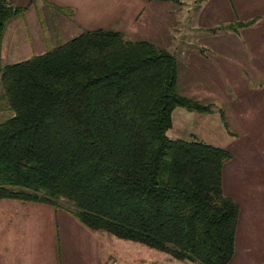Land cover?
Segmentation results:
<instances>
[{
  "label": "trees",
  "instance_id": "obj_1",
  "mask_svg": "<svg viewBox=\"0 0 264 264\" xmlns=\"http://www.w3.org/2000/svg\"><path fill=\"white\" fill-rule=\"evenodd\" d=\"M25 10L0 0V83L13 111L0 122V199L67 201L95 232L191 264H229L241 212L223 190L232 154L169 137L176 107L213 112L181 93L176 55L98 28L2 66L7 25Z\"/></svg>",
  "mask_w": 264,
  "mask_h": 264
},
{
  "label": "rangeland",
  "instance_id": "obj_2",
  "mask_svg": "<svg viewBox=\"0 0 264 264\" xmlns=\"http://www.w3.org/2000/svg\"><path fill=\"white\" fill-rule=\"evenodd\" d=\"M247 1H244L246 6H254L259 0ZM170 3L168 11L170 12L171 31L169 35L166 34L161 24L151 26L149 21H147V24L145 21L143 23L149 26L147 32L153 28V33L149 36L153 38L151 41L162 48L170 50L179 61L182 59L183 54L185 55L188 52L190 57L195 47L200 48L201 37L199 35L211 37L213 34L218 36L225 34L223 22L217 23L219 26L216 28L212 29L210 27L213 23L211 17L214 18L212 15L215 9L218 14L225 10L215 1L171 0ZM50 9L53 10V8ZM50 9L47 5L43 6L38 3L36 13L40 19L41 30L57 40H54L57 46L63 43L62 25L59 20L51 15ZM68 12H72V10L69 8ZM257 19L260 18L251 17L247 21L254 20L255 23ZM90 22H92L90 29L99 28L95 25L97 18ZM207 24H210V26ZM258 24L263 31L264 18L260 19ZM250 26L253 27V24ZM254 29L255 31L245 34L251 36L263 33L260 32L261 30L258 31L256 26H254ZM173 33L174 36H172ZM59 34L61 35L60 38ZM162 34L165 35L162 36ZM186 34L189 36L188 44L187 42L183 43L182 40ZM240 34L244 35L243 31ZM240 34L237 35L239 40L243 39ZM127 36L133 39L130 35L127 34ZM64 41L66 42V40ZM238 43L239 45H247L246 41ZM187 48L191 50L188 49L187 51ZM206 56L214 57L210 53H207ZM9 60L13 59H9L7 54L4 53L1 65H5ZM255 62L254 65L251 64L248 68L242 66V60L235 59L233 56L232 63L234 67L232 70H230L231 67H227L226 70L222 67L212 68L202 65L198 76L195 77L194 74L189 78L190 84L188 86L185 81V72H180L179 88L181 93L194 99H200L204 103H209L211 99L208 95L205 98L202 97V94L207 93L208 88L211 86H215V82H208V78L211 79L213 71L227 72V75L233 79V83H229V89L225 92L226 97L224 96L221 100L216 101V104H212V113H200L190 111L185 107H176L173 111V126L167 132L172 139L202 140L226 148L232 154L223 170V190L225 195L231 196L241 204V215L237 230L236 252L229 264H261V258L264 257V83H260L263 78H260L258 59ZM218 75L215 76V79H224V74L219 73ZM203 82H205V86ZM225 90L226 87L222 83L220 91L224 93ZM4 99L0 83V122L13 114L12 109L7 106ZM222 111L228 121V127H225L223 123ZM62 205L64 207L61 208L65 210H67L66 207L71 206L67 201H63ZM244 207L245 210L248 207V211H245ZM248 214H250V220L246 230L243 231V217ZM89 230L93 231L90 228ZM99 236L101 239L106 240V247L101 248L99 252L97 243L93 242L91 238L84 255L78 251V239L67 238L68 249L64 250L66 263L84 264L85 258L88 257L90 264H181L182 262L173 259L165 252L150 248L139 242L120 239L106 232H100ZM247 237L253 251L245 255L242 238L246 239ZM252 253H255L253 257H251ZM184 264L191 263L185 262Z\"/></svg>",
  "mask_w": 264,
  "mask_h": 264
},
{
  "label": "crops",
  "instance_id": "obj_3",
  "mask_svg": "<svg viewBox=\"0 0 264 264\" xmlns=\"http://www.w3.org/2000/svg\"><path fill=\"white\" fill-rule=\"evenodd\" d=\"M213 1L225 10L218 14L215 9L212 15L214 18L211 17L213 23L211 26L207 25L213 29L219 26L217 23L223 22L225 34L221 36L213 34L211 37L199 35L201 37L200 48L195 47L190 57L187 52L183 54L180 61L178 60V85H180V72H185V81L188 86L189 78L194 74L195 77L198 76L202 65L212 68L222 67L226 70L227 67H231L230 70H232L233 56L235 59L242 60V66L248 68L258 59L260 78H263L260 83H264V30L262 31L258 24L259 20L264 18V0H262L263 3L259 0L254 6H246L244 1L248 2L247 0ZM11 2L14 6L25 7L26 10L15 16L5 30L1 57L5 53L9 59H13L6 64L44 54L47 49L56 46L55 41L57 40L41 30L40 19L36 13L38 3L43 6L47 5L49 9L53 8L50 12L62 25L63 39H61L63 42L79 35L84 30H92L90 21L94 18H97V23L93 22L96 23V27L123 31L133 39L149 41L153 39L149 37L153 33V28L147 32L149 26L144 25L143 21L146 24L149 21L151 26L161 24L167 35L171 31L170 12L168 11L171 0H11ZM69 8L72 12H68ZM251 17L260 18L255 21L253 27L246 26L234 30L229 26L239 21H247ZM254 26L263 33L246 35L247 32L255 31ZM241 31L244 35L240 34ZM238 34L243 39L239 40ZM174 35L173 33L172 36ZM60 36L59 34V38ZM182 40L183 43L188 44V34L184 35ZM237 40L240 43L246 41L247 45H239ZM207 53L213 54L215 58L206 56ZM219 73L224 74L223 80L215 79ZM227 74L221 70L213 71L211 79L208 78V82H215V86L208 88L209 91L207 90V93L201 96L205 98L208 95L211 99L209 103L216 104V101L225 96L230 86L229 83H233V79ZM222 83L226 87L224 93L220 91ZM203 85L205 86V82ZM245 211H248V207ZM249 220L250 214L243 217V231L246 230ZM67 238L78 239V251L82 252V255L85 254L84 251L91 238L97 243L99 252L101 248L106 247V240L101 239L99 233L91 232L87 226L65 209L56 208L48 203L0 199V264H67L64 259V250L68 249ZM242 244L245 255L253 251L248 243V237L242 238ZM254 254L252 253L251 257ZM261 259V264H264V257L262 256ZM184 263V261L181 262V264ZM84 264H90L89 257L85 258Z\"/></svg>",
  "mask_w": 264,
  "mask_h": 264
}]
</instances>
